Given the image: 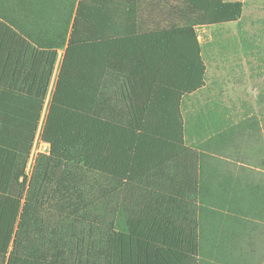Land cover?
Instances as JSON below:
<instances>
[{
    "label": "trees",
    "instance_id": "1",
    "mask_svg": "<svg viewBox=\"0 0 264 264\" xmlns=\"http://www.w3.org/2000/svg\"><path fill=\"white\" fill-rule=\"evenodd\" d=\"M244 6L0 0V264H204L182 103L206 86L196 29L240 23ZM59 51L48 152L27 177ZM220 112L193 108V139Z\"/></svg>",
    "mask_w": 264,
    "mask_h": 264
},
{
    "label": "crops",
    "instance_id": "2",
    "mask_svg": "<svg viewBox=\"0 0 264 264\" xmlns=\"http://www.w3.org/2000/svg\"><path fill=\"white\" fill-rule=\"evenodd\" d=\"M199 93L186 98L182 107L190 112L189 141L191 147L197 143L199 153V201H204L205 208L204 255H220L222 264H264V154L260 131L251 118L237 117L220 102L201 103ZM193 108L221 111L220 117L202 122L203 129L214 133L193 139Z\"/></svg>",
    "mask_w": 264,
    "mask_h": 264
},
{
    "label": "rangeland",
    "instance_id": "3",
    "mask_svg": "<svg viewBox=\"0 0 264 264\" xmlns=\"http://www.w3.org/2000/svg\"><path fill=\"white\" fill-rule=\"evenodd\" d=\"M206 63V88L198 94L203 102L224 104L237 117L251 118L260 131L262 156L264 154V0H245L240 23L197 28ZM250 51L244 52L242 42ZM245 40V41H244ZM63 51L51 79L43 119L51 97ZM48 146L35 144L33 159L39 153H47ZM37 153V154H36ZM264 169V167H263ZM204 264H222L221 256L208 253Z\"/></svg>",
    "mask_w": 264,
    "mask_h": 264
},
{
    "label": "built area",
    "instance_id": "4",
    "mask_svg": "<svg viewBox=\"0 0 264 264\" xmlns=\"http://www.w3.org/2000/svg\"><path fill=\"white\" fill-rule=\"evenodd\" d=\"M43 116H42V119H41V122H40V125H39V129H38V132L36 134V137H35V140H34V144H33V147H32V150H31V154H30V158L28 160V163H27V166H26V170H25V174L27 177L30 176V173H31V170H32V165H33V154H34V150H35V144L37 143V141L40 143H43L40 139V133H41V129H42V124H43ZM44 144V143H43ZM46 145V144H45ZM37 154V153H36ZM37 156V155H36ZM35 156V157H36Z\"/></svg>",
    "mask_w": 264,
    "mask_h": 264
}]
</instances>
